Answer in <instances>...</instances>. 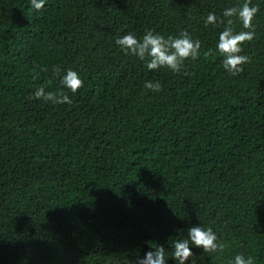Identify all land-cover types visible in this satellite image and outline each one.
I'll return each instance as SVG.
<instances>
[{"label":"trees","instance_id":"1","mask_svg":"<svg viewBox=\"0 0 264 264\" xmlns=\"http://www.w3.org/2000/svg\"><path fill=\"white\" fill-rule=\"evenodd\" d=\"M244 2L0 0V264H136L160 245L177 264L172 241L194 226L225 247L190 245L186 264H264V0H251L239 75L217 49L225 25L205 26ZM146 30H186L201 55L150 71L116 44ZM68 69L76 94L60 84ZM41 86L72 103L29 99Z\"/></svg>","mask_w":264,"mask_h":264},{"label":"clouds","instance_id":"2","mask_svg":"<svg viewBox=\"0 0 264 264\" xmlns=\"http://www.w3.org/2000/svg\"><path fill=\"white\" fill-rule=\"evenodd\" d=\"M46 4V0H30L32 10L41 11ZM259 11V6H251V0L245 2L238 7H230L224 10L223 18H218L215 14L209 13L205 18V26L223 24L224 30L219 34L217 49L224 59L222 64L224 69L231 75H239L243 71V65L250 62L247 55H241L242 45L245 42H251L255 37L253 28V20ZM232 17H236L242 24L244 29L248 31H240L234 33L232 25L234 23ZM116 44L126 54L137 57L145 62L148 70H158L167 68L173 73H180L185 66V61L191 59L197 60L201 55V42L193 40L188 31H183L179 36H165L156 33L154 30H146L141 38H137L132 33L123 35L116 40ZM212 54V50L204 52L205 57ZM41 71L48 72L46 65L41 66ZM54 76H60V68L52 69ZM187 75V73H184ZM50 83V81H49ZM60 84L68 89L72 94H76L83 87V81L78 73L72 69L66 70L60 79ZM144 87L152 92L159 93L162 86L159 82L153 83L148 81ZM43 100L52 104H71L72 100L69 95L61 92L46 91L45 86L39 87L29 99ZM189 238L178 239L172 241L171 257L175 259L177 264H186L193 257L190 245L202 248L204 253L215 254L222 253L225 245L218 242V237L212 228L205 229L201 226H194L188 229ZM154 251L145 254V258H138L136 264H166V250L163 246L154 247ZM194 264V262H193ZM231 264H255L254 259L249 256L245 258L243 254H237Z\"/></svg>","mask_w":264,"mask_h":264}]
</instances>
